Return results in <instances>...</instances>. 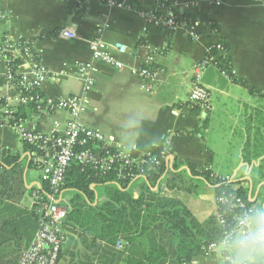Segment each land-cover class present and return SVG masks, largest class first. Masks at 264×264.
<instances>
[{
    "label": "crops",
    "instance_id": "1",
    "mask_svg": "<svg viewBox=\"0 0 264 264\" xmlns=\"http://www.w3.org/2000/svg\"><path fill=\"white\" fill-rule=\"evenodd\" d=\"M171 1L181 18L186 10L204 9L219 27L194 23L199 39L185 27L150 30L144 14L161 12L158 0H133V9L112 7L105 0H0L7 14L0 20V43L4 46L0 51V95L13 108L21 106L18 88L7 79L9 62L14 60L20 61L15 67L19 74H30L39 63L47 67L50 78L40 88L41 97L81 94L84 83L76 76L77 64L92 61L89 42L98 28L104 27V41L127 46L126 53L118 54L120 60L139 67L153 56L152 67L163 81L149 91L127 68L95 61V83L87 95L82 122L100 129L112 145L124 147L135 158L162 147L171 151L168 159L172 171L176 160L177 171L189 177V164L230 177L235 187L248 189L255 208L254 224H264V174L259 173L262 157L255 156L264 155V95L259 92L264 89V1L221 0L217 5L216 0H200V6L191 9L187 5L193 0ZM64 28L72 29L77 37L61 35ZM222 39L230 46L236 79L225 77L220 67L211 63L202 77L211 92L209 108L193 105L189 101L193 65L207 57L212 45ZM24 106L20 116L32 131L47 132L55 122L65 125L68 119L66 111ZM1 148L19 159L15 165L0 166V264H17L39 227L33 215L32 191L42 185L41 170L33 152L0 114ZM246 151L251 161L245 159ZM185 174L191 191L169 189L163 182L162 187L205 223L218 212L214 187L200 176L188 179ZM92 188L96 192L94 203L105 199L98 187ZM138 189L139 183L137 195ZM68 194L61 198L68 199ZM208 243L196 253L197 264H231L228 257L251 263L264 259V252L258 251L261 245L243 234H237L228 249L219 247L205 253L203 248ZM69 257L78 259L77 255ZM78 260L83 264L85 258Z\"/></svg>",
    "mask_w": 264,
    "mask_h": 264
},
{
    "label": "trees",
    "instance_id": "2",
    "mask_svg": "<svg viewBox=\"0 0 264 264\" xmlns=\"http://www.w3.org/2000/svg\"><path fill=\"white\" fill-rule=\"evenodd\" d=\"M133 3L131 1L132 6ZM183 17L187 23L194 24L201 21L209 23L214 29L219 27L208 10H188ZM152 28L163 29L162 26L150 24L149 29L153 30ZM218 44L223 45L224 53L219 52ZM3 47L0 43V51ZM229 51L228 42L222 39L212 45L210 54L217 56L220 70H226L235 80ZM9 63L16 67L20 61L14 60ZM13 71L18 79L19 74L15 69ZM242 83L246 84L244 81ZM259 92L264 95L263 91ZM22 94L42 96L40 89L33 88L23 89ZM20 105L15 108L16 115L23 116L25 106L21 103ZM28 105L37 110L34 102ZM25 145L28 150L34 152L33 145L28 143ZM153 154L160 163L148 159L142 166L143 174L132 179L118 177L114 172L102 173L90 165L72 161L66 170L62 190L56 197L60 199L63 193H69L68 199L65 200L63 197L60 201L68 210L63 227L68 229L70 234L66 235L59 260L64 254L69 253L72 256L77 255L78 259L85 258L86 262L83 261V264H180L184 260L194 259L203 243L215 241L217 238L220 240L224 231L235 226V215L243 213V208L233 206L235 197L242 198L246 206L253 205L248 189L235 187L232 181L211 177L210 170L198 169L192 164H189L192 173V177H189L184 171H177L179 165L176 160L173 162L174 171H172L169 169L168 159L171 151L162 147H154ZM255 156L262 157L259 173L263 175V152ZM244 157L251 161L248 151ZM18 159L19 157L11 154L9 150H3L0 166L15 165ZM123 171L137 172L138 167L132 165L124 168ZM184 174L188 179L195 176L204 178L214 187L217 197L227 198L225 202H218V216L200 223L182 202L166 194L162 182L169 189L183 188L191 191L183 178ZM138 183L140 189L137 195ZM92 185L98 187L99 194L105 196L104 200L94 203L96 192ZM41 186L43 192L52 193L48 183L42 182ZM33 215L39 225V215L35 210ZM219 215L226 221L224 226L218 221ZM120 239L128 243L123 249L117 248Z\"/></svg>",
    "mask_w": 264,
    "mask_h": 264
},
{
    "label": "built area",
    "instance_id": "3",
    "mask_svg": "<svg viewBox=\"0 0 264 264\" xmlns=\"http://www.w3.org/2000/svg\"><path fill=\"white\" fill-rule=\"evenodd\" d=\"M105 1L112 7L133 9L131 4L133 0ZM200 2V0H193L187 7L190 9L198 7ZM215 3L220 5L221 0H216ZM158 5L162 9L161 12L144 14L149 25L162 26L164 29L171 31L185 27L190 35L195 39H199V34L196 32L194 24L185 22L177 14L176 5L171 0H158ZM6 18L7 14L0 5V20ZM103 29L104 27L98 28L95 36L89 42L92 61L77 64L76 76L84 83V90L81 94L59 98H44L35 95L23 96V89H40L43 83L50 78L49 71L45 65L39 63L30 74H19L17 72L20 76L17 79L13 73L16 68L13 65H8L7 79L18 88L20 92L19 102L21 104L28 105L34 102L38 111L61 110L66 111L68 115L65 125L55 122L54 127L47 132L32 131L25 126L24 119L20 115H16V109L13 108L8 99L0 95V114L6 119V124L18 133L24 143L35 147L33 154L35 162L40 166L41 180L49 184L52 192H43L42 186L35 188L32 192L35 200L34 210L39 215V227L31 243L21 254L18 264H58L59 255L66 241L67 231H65L63 223L67 218L68 210L56 197L62 190L66 170L72 161L76 160L81 164L90 165L102 173L114 172L118 177H129L131 179L138 178L143 174L142 166L148 159L153 160L157 164L160 163L157 156L153 154V149L146 151L143 157L135 158L131 151L126 150L124 147L112 145L100 129L88 127L82 122V115L86 112L88 106L87 95L95 83L94 74L97 70L95 61H102L118 69L127 68L132 75L145 82L144 86L149 91L156 84H160L163 81V77L158 73L157 69L152 67L153 56L149 57L146 64L142 66H127L118 57V54L126 53L127 46L121 43L108 44L102 38ZM60 33L71 39L77 37L76 33L70 28H64ZM217 48L220 53H224L223 45L218 44ZM216 58L217 56H212L209 51L207 57L193 65L194 81L189 94L191 104L200 105L206 109L209 108L211 92L203 85L202 77L204 71L211 63L215 62L217 64ZM221 73L225 77L231 78L226 70H221ZM262 91L264 92V89ZM2 155L3 149L1 148L0 157ZM132 165H137L138 171L124 173L123 169ZM206 169L210 170V168ZM211 177L219 178L222 181H230V177H223L212 171ZM225 201H227L226 197H217V202ZM232 204L234 207L243 208V213L235 215V226L224 231L220 240L210 242L203 248L205 253H209L219 247L228 249L232 239L237 234H243L247 240L256 241L261 246L264 245V224H254V206H246L242 198L236 197ZM218 221L222 226L226 223L221 215H219ZM127 244V242L120 239L117 243V248L123 249ZM228 260L231 264H264V259L259 263L238 262L231 257H228ZM180 264H197V261L195 259L184 260Z\"/></svg>",
    "mask_w": 264,
    "mask_h": 264
},
{
    "label": "rangeland",
    "instance_id": "4",
    "mask_svg": "<svg viewBox=\"0 0 264 264\" xmlns=\"http://www.w3.org/2000/svg\"><path fill=\"white\" fill-rule=\"evenodd\" d=\"M31 172H33V174H38L36 170L31 169ZM69 195V194H68ZM218 203V202H217ZM215 216H218L215 215ZM58 264H80L79 260L74 258L72 259L71 257H69V253L68 254H64L61 259L58 261Z\"/></svg>",
    "mask_w": 264,
    "mask_h": 264
},
{
    "label": "clouds",
    "instance_id": "5",
    "mask_svg": "<svg viewBox=\"0 0 264 264\" xmlns=\"http://www.w3.org/2000/svg\"><path fill=\"white\" fill-rule=\"evenodd\" d=\"M258 251H264V245H262L261 249H258Z\"/></svg>",
    "mask_w": 264,
    "mask_h": 264
},
{
    "label": "water",
    "instance_id": "6",
    "mask_svg": "<svg viewBox=\"0 0 264 264\" xmlns=\"http://www.w3.org/2000/svg\"><path fill=\"white\" fill-rule=\"evenodd\" d=\"M172 158H174V157L172 156Z\"/></svg>",
    "mask_w": 264,
    "mask_h": 264
}]
</instances>
